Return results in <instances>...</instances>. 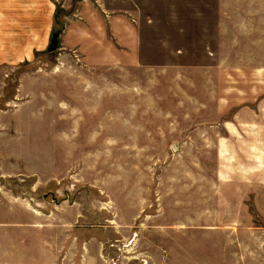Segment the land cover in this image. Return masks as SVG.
I'll list each match as a JSON object with an SVG mask.
<instances>
[{
    "label": "rangeland",
    "instance_id": "374dc122",
    "mask_svg": "<svg viewBox=\"0 0 264 264\" xmlns=\"http://www.w3.org/2000/svg\"><path fill=\"white\" fill-rule=\"evenodd\" d=\"M101 1L0 0V264H264L263 206L228 220L214 183L264 123V0ZM101 6L138 64L71 46Z\"/></svg>",
    "mask_w": 264,
    "mask_h": 264
},
{
    "label": "crops",
    "instance_id": "0c3cea01",
    "mask_svg": "<svg viewBox=\"0 0 264 264\" xmlns=\"http://www.w3.org/2000/svg\"><path fill=\"white\" fill-rule=\"evenodd\" d=\"M113 9H110V6H101V11L96 7L93 14H84L80 9L79 14L82 13L83 21H72L71 27L67 29L71 46L77 48L92 64L100 66L138 64L140 37L134 18L130 17V11L116 13L117 10ZM256 124L259 127L257 133L254 124L253 127L246 124L245 131H239L238 128L231 126L229 138L232 143L229 147L227 145L220 147L222 157L229 155L234 157L236 154L237 158H241L239 154L247 156L250 153L252 161L245 164L238 160L231 166L223 163L222 168L216 171L218 180L214 183L215 189L219 191L216 195L221 200H219L221 210L228 213L230 205L238 204L241 207L236 211L240 216L235 217L228 213V220H252L254 214L247 208L249 198H256L257 204L263 206L258 207V210L264 214V123ZM239 204L246 205V209Z\"/></svg>",
    "mask_w": 264,
    "mask_h": 264
},
{
    "label": "water",
    "instance_id": "95a60500",
    "mask_svg": "<svg viewBox=\"0 0 264 264\" xmlns=\"http://www.w3.org/2000/svg\"><path fill=\"white\" fill-rule=\"evenodd\" d=\"M56 43H57V34H54L53 39H52L48 49L52 50L55 47Z\"/></svg>",
    "mask_w": 264,
    "mask_h": 264
}]
</instances>
